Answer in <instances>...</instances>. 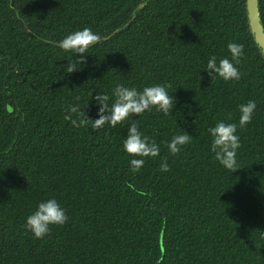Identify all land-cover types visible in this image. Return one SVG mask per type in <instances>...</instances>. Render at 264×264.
<instances>
[{
	"label": "trees",
	"instance_id": "16d2710c",
	"mask_svg": "<svg viewBox=\"0 0 264 264\" xmlns=\"http://www.w3.org/2000/svg\"><path fill=\"white\" fill-rule=\"evenodd\" d=\"M258 9L264 29V0ZM85 27L102 40L68 74L77 56L59 42ZM229 42L244 46L241 79L212 81L208 60H231ZM161 84L169 115L99 131L65 120L71 106L98 119L95 96L111 104L117 85ZM249 101L234 173L208 129L238 125ZM133 121L160 148L135 173L123 147ZM185 132L173 156L167 144ZM49 199L69 219L36 239L26 221ZM0 264H264V57L245 0H0Z\"/></svg>",
	"mask_w": 264,
	"mask_h": 264
},
{
	"label": "clouds",
	"instance_id": "9594fccd",
	"mask_svg": "<svg viewBox=\"0 0 264 264\" xmlns=\"http://www.w3.org/2000/svg\"><path fill=\"white\" fill-rule=\"evenodd\" d=\"M102 37L93 32L91 28L85 27L83 30H77L59 42V47L67 52L76 54L75 63H67L64 69L68 74L74 73L81 69L79 65L87 63V52L90 47L100 43ZM231 54V60L228 58L220 59L212 56L207 63V72L212 81L220 77L224 81H239L241 73L236 65L244 57V46L234 42L227 45ZM111 54V53H110ZM171 85H154L145 87L142 91L136 88H128L123 85H117L112 95L114 100L109 103L110 97L106 94H98L95 100L99 104L98 119L92 120L81 118L83 116L77 106H71L67 112L74 114L77 118L73 119L72 115H66L65 120L71 121L73 127L90 125L93 131H99L106 125L116 127L130 117L142 116L145 112H151L153 108L169 115L173 112L176 101L169 94L168 88ZM256 103L249 101L242 104L239 108L240 117L238 125L236 123H225L220 121L215 127L208 129L212 137L211 151L215 154V159L226 169L237 172V152L241 148L240 136L237 134L239 128H245L251 123L256 110ZM192 135H177L167 144V147L173 156L178 155L181 148L190 144ZM124 150L128 155L134 157L130 161L132 171L139 172L145 163V158H155L160 155L159 145L151 140L148 136L139 131L138 122L133 121L128 128V135L123 144ZM160 170L162 172L170 171L167 160L161 162ZM69 217L64 208L61 207L56 199H49L41 202L37 210L31 214L26 221L27 229L36 239H43L51 232V226H63L68 222Z\"/></svg>",
	"mask_w": 264,
	"mask_h": 264
},
{
	"label": "water",
	"instance_id": "95a60500",
	"mask_svg": "<svg viewBox=\"0 0 264 264\" xmlns=\"http://www.w3.org/2000/svg\"><path fill=\"white\" fill-rule=\"evenodd\" d=\"M245 10H246V16H247L250 32L254 38L257 47L260 49L264 57V29L261 24V19L258 9V0H245ZM160 243L162 249L161 238H160Z\"/></svg>",
	"mask_w": 264,
	"mask_h": 264
}]
</instances>
